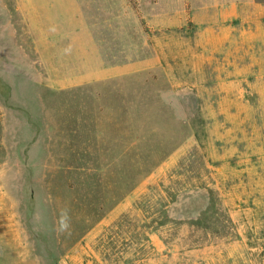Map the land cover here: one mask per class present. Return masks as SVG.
Listing matches in <instances>:
<instances>
[{
  "label": "rangeland",
  "instance_id": "1",
  "mask_svg": "<svg viewBox=\"0 0 264 264\" xmlns=\"http://www.w3.org/2000/svg\"><path fill=\"white\" fill-rule=\"evenodd\" d=\"M177 2L0 0V264H264V55L173 87Z\"/></svg>",
  "mask_w": 264,
  "mask_h": 264
},
{
  "label": "crops",
  "instance_id": "2",
  "mask_svg": "<svg viewBox=\"0 0 264 264\" xmlns=\"http://www.w3.org/2000/svg\"><path fill=\"white\" fill-rule=\"evenodd\" d=\"M176 8L148 21L150 39L179 37L176 51L168 46L160 52L178 58L165 67L171 85L220 89L224 97L233 87L245 85L250 69L245 57L264 55V0H178ZM16 211L20 214L19 209L3 208V215L15 216Z\"/></svg>",
  "mask_w": 264,
  "mask_h": 264
}]
</instances>
